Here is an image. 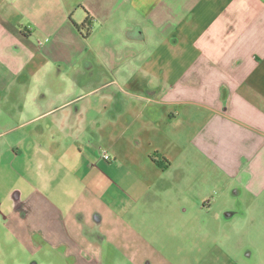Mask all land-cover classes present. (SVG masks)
<instances>
[{
    "label": "crops",
    "instance_id": "crops-1",
    "mask_svg": "<svg viewBox=\"0 0 264 264\" xmlns=\"http://www.w3.org/2000/svg\"><path fill=\"white\" fill-rule=\"evenodd\" d=\"M2 4L0 88L34 110L22 183L0 186L6 241L70 264H264L242 252L247 215L264 250V0Z\"/></svg>",
    "mask_w": 264,
    "mask_h": 264
},
{
    "label": "rangeland",
    "instance_id": "rangeland-1",
    "mask_svg": "<svg viewBox=\"0 0 264 264\" xmlns=\"http://www.w3.org/2000/svg\"><path fill=\"white\" fill-rule=\"evenodd\" d=\"M3 2L4 0H0V7H2ZM3 86L5 89L0 88V186L2 185L3 188L8 187L7 191H9V188L15 186L17 183H22L19 177L20 168L18 167V160L24 156L30 158L32 151H29L25 146H18L17 141L26 135H24L23 129L17 127V125L24 118L30 117L34 110H32V105L30 104V102L33 101L32 99H21L18 96L20 93L19 90L12 89L10 85L7 86V83ZM28 142L29 138L26 140L25 144ZM15 154H17V159L14 161L13 157ZM30 161L32 164L35 162L33 158L30 159ZM35 170L36 169L34 168L33 171L37 172ZM38 174L43 175V171H40ZM232 206H234V200ZM235 206L240 207L241 205L238 202H235ZM257 206H259L258 208L264 209V197L257 202ZM230 209L236 208L232 207ZM247 216L249 217L245 222V232L242 234V241L245 243L243 244L244 247H242V252L244 250L250 251L252 252L251 260L259 259L263 262L264 250L255 245L256 237L250 229L252 226L251 223L254 222L255 218L254 216L253 218L250 217V215ZM250 220H253V222ZM257 224L264 226V222L261 220H259V223ZM214 230L215 228L212 229V235L214 232H217ZM3 231V228L1 229L0 226V264H70L67 263V261L62 260L58 255L50 254L48 257L35 255L31 257L28 253H25L23 249L18 248L14 242L9 243L6 241ZM223 233L224 235H229L230 240L237 239V233L234 229L227 230L225 226ZM215 238L217 237H214L213 239L215 240ZM222 243L224 249H226L224 252H227L231 257L237 256L235 249L232 247L230 248L229 244L224 243V241Z\"/></svg>",
    "mask_w": 264,
    "mask_h": 264
},
{
    "label": "trees",
    "instance_id": "trees-1",
    "mask_svg": "<svg viewBox=\"0 0 264 264\" xmlns=\"http://www.w3.org/2000/svg\"><path fill=\"white\" fill-rule=\"evenodd\" d=\"M78 29H84V35L86 36L87 34H89V32L92 29V17H90L88 14L86 16V18L84 19V21L78 26ZM166 164H168V162L166 161ZM164 166V165H163ZM162 166V167H163Z\"/></svg>",
    "mask_w": 264,
    "mask_h": 264
},
{
    "label": "built area",
    "instance_id": "built-area-1",
    "mask_svg": "<svg viewBox=\"0 0 264 264\" xmlns=\"http://www.w3.org/2000/svg\"><path fill=\"white\" fill-rule=\"evenodd\" d=\"M103 158L106 160V159H109V156L106 152H103Z\"/></svg>",
    "mask_w": 264,
    "mask_h": 264
}]
</instances>
